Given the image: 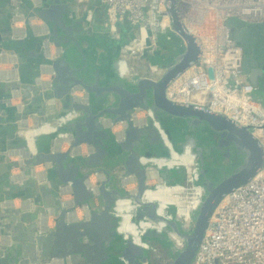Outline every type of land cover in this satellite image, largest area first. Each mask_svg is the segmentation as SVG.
<instances>
[{
    "label": "water",
    "instance_id": "obj_1",
    "mask_svg": "<svg viewBox=\"0 0 264 264\" xmlns=\"http://www.w3.org/2000/svg\"><path fill=\"white\" fill-rule=\"evenodd\" d=\"M179 1L169 0L171 28L179 44L174 46L162 40L156 52L143 55L148 61L159 59L157 67L163 74L158 80L138 78L134 90L125 86L116 66L126 44L125 37L133 40L134 34H127L128 28L133 29L130 26H120V33L128 27L126 34L122 31L114 41L109 28L106 32L97 31L72 7L70 0H21L23 8L19 15L25 21L34 19L41 23L43 30H35L28 23L24 34L16 35V16L4 11L5 3L0 5V64L12 54L19 72L11 80H0V138L15 135L18 122L44 123L40 118L45 106L59 100L64 115L78 114L66 130L73 140L71 146L64 152H38L23 165L30 171L41 166L53 168V178L71 187L75 210L92 208L95 199L91 190H98L103 202L101 211L92 209L83 221L76 222L75 210L62 208L50 185L36 186L27 181L21 190L1 196L0 228L10 245L0 246V264H41L48 259H62L67 264H149L148 245L133 236L127 237L121 260L111 256L118 238V225L111 218L116 204L113 198L132 180L143 181L144 185L148 177L179 181L178 170L163 168L151 173L155 168L148 162L166 158L184 130L200 129L196 146L212 161L216 160L211 157H217L221 171L201 182L205 196L193 216V231L184 235L185 249L171 264L194 263L219 204L259 174L264 165V149L248 128L220 114L174 104L166 97L169 86L197 64L200 57L198 40L182 23ZM36 31L42 34L37 36ZM235 39L244 49L248 81L257 88V95H264V24L244 26ZM104 47L108 51L102 53ZM47 73L53 77L50 82L44 80ZM75 93L83 96L75 97ZM136 110L148 116L142 126L130 123ZM106 117L130 123L123 142L103 127ZM42 139L48 140L50 146L55 135L39 137L36 151ZM82 146L89 149L86 158L73 154ZM159 147H164V151ZM120 165L124 170L121 181L115 172ZM95 176L102 181L93 187L90 180ZM46 178L50 180L47 175ZM12 200L31 201L36 207L49 210L56 220L55 228L40 233L29 210L3 208L5 202ZM149 209L148 218L134 216L133 221L139 225L147 221L155 224L156 204H149Z\"/></svg>",
    "mask_w": 264,
    "mask_h": 264
},
{
    "label": "built area",
    "instance_id": "obj_2",
    "mask_svg": "<svg viewBox=\"0 0 264 264\" xmlns=\"http://www.w3.org/2000/svg\"><path fill=\"white\" fill-rule=\"evenodd\" d=\"M3 3L14 16H18L22 6L21 0H0V5ZM70 3L77 12L85 13L84 17L94 28H104L97 21L100 8L104 11L107 19L106 27L112 35H119L120 26L133 28V40L120 50L116 62L123 81L124 76L130 73L126 68V58L143 56L146 53L153 54L159 49L165 36L173 34L169 0H70ZM178 10L183 25L199 42L200 57L197 64L186 70L169 86L167 99L177 105L192 106L223 115L232 122L248 128L264 149V95H257V88L248 81L244 71V49L237 44L229 26L230 21L236 19L246 24H242L243 26L264 24V0H180ZM165 41L171 44L169 39ZM210 71H212L211 75ZM131 75L133 79L129 89L134 90L138 78ZM74 96L79 97L77 93ZM57 101L54 99L47 106ZM48 111L53 113L55 117L53 121L36 125H29L27 122L17 123L15 136L22 139L23 146L0 151V166H8V159L13 163L12 158L15 154L23 150L28 152L30 135L34 139L32 157L37 154L35 142L41 136L56 135L51 145L55 150H63L64 147L67 149L71 146L73 140L66 130L77 120L78 114L61 115L55 107ZM147 119L145 112L136 110L130 123L142 126ZM102 122L103 127L110 130L119 142L125 140L130 123L114 122L109 117L104 118ZM199 131L198 128H190L180 132L172 145L171 153L166 158L149 163L155 168L151 173L163 168L178 170L179 181H172L162 176L156 179L148 177L143 188H128L120 191L117 205L130 207L136 196L128 195L126 201L129 204H123V195L128 193L137 195L144 192L148 204H156L158 220L169 224L177 223L183 235H190L194 224L193 218L188 217L190 207L186 208L185 204L192 196L197 200L201 199L202 203L205 195L201 182L221 171L220 165L202 154L196 146L200 138ZM179 135L183 138H179ZM87 153L89 154V149L86 146L73 152L81 158H86ZM35 169L28 171L22 163L18 168H14L12 176L30 177ZM90 182L93 187L97 186L92 179ZM58 184L60 204L62 208L70 210L75 203L72 189L70 186L61 185V182ZM91 191L94 199L100 197L97 194L98 190ZM15 201L20 202L24 207L28 206L29 211L37 212L40 222L52 218L49 210L45 208L37 210L31 205V201H7L3 204V208L8 209L9 203ZM118 209L111 214V218L118 225V238L110 254L121 260L128 237L125 234L127 227L125 218L127 219L128 215L125 210L118 211ZM76 211L77 209L73 213L75 214ZM130 222L136 224L133 217ZM141 225L150 228L154 224L147 221L146 224ZM162 244L163 246H160L157 241H150L147 244L150 250V264L154 263L153 258L156 257L157 264H171L180 253L174 251L171 240ZM9 245V238L0 228V246ZM41 264H67V262L62 259H48ZM193 264H264V165L259 174L248 184L225 197L219 204Z\"/></svg>",
    "mask_w": 264,
    "mask_h": 264
},
{
    "label": "crops",
    "instance_id": "obj_3",
    "mask_svg": "<svg viewBox=\"0 0 264 264\" xmlns=\"http://www.w3.org/2000/svg\"><path fill=\"white\" fill-rule=\"evenodd\" d=\"M6 10H8V7L4 9V11H6ZM21 10L22 9H20V11ZM17 15H19V14H17ZM33 27H34L35 30H42L43 29V25L41 23H39V22ZM103 27H104L103 31L106 32L105 26H103ZM128 27H124V29L122 31L124 32L125 29L128 28ZM95 29L99 30L97 28H95ZM122 31H121V33H122ZM128 31H129L127 33L128 35H131V34L133 35L134 34V30L133 29L131 31L128 28ZM36 32H37V34H36L37 36H40L42 34V32H39V31H36ZM129 33H131V34H129ZM120 34L118 35V37H114L109 32L110 37L114 41L119 39ZM16 35H18V34H16ZM103 49L104 50H103L102 53H105V52L108 51V49H106L105 47ZM9 71L12 72V74H7V72L9 73ZM18 73H19L18 72V65H17L13 55L12 54H8L7 60L3 64H0V80H4V81L11 80ZM52 79H53V77L51 76L50 73H47V74L44 75V80L45 81L50 82ZM77 95H79V97L83 96L82 93H77ZM84 98H87V95L85 93H84ZM53 107L56 108L58 113H60V114L62 113L64 115L62 103L58 100L55 104H52L50 106H47V105L45 106V109L42 112V116H41L40 120H43L44 122L53 121L54 120V115H53L52 112L48 111L50 108H53ZM30 123L33 124L32 121ZM17 146H23V141H22V139L18 140L17 137L14 135V133L12 135L11 134H7V135H5L4 138H0V151L5 150L6 148H8V149L17 148ZM65 148L66 147H64V149L62 150L63 152L66 150ZM48 150H50V152L58 151V150H55L53 147H51V144L49 146V141L48 140H46V139L40 140L39 141V150L36 151V153L41 152V151L47 152ZM23 152H24V150L21 153L14 155V157L12 158L13 163H10L9 162L10 160L8 159V166H0V197L3 196V195L6 196L9 192H12V191H15V190H21V188H23L24 184L27 183V181H30V182H33L36 186H39V185H41V186L42 185H50L52 188H54L56 190L57 202L61 206L60 200H59V197H58L59 184L56 181V178H53V175L51 173L54 170L53 168L44 167V166L36 167V169L34 170L33 174L30 177H26V178H24V176L17 177V178L15 176H12V171L14 170V168H18L20 166V164H22L24 161L33 158L32 155H31V151H28V152L26 151L24 153ZM26 153H28V154H26ZM27 169H29V168H27ZM28 171H30V169ZM16 172H18V170H16ZM115 172H118V170H116ZM46 175L49 177V179H50L49 181L46 178ZM41 177H43V179H41ZM92 180L95 181V183H98V182L100 183L102 181L101 179H98L97 176L93 177ZM140 182L139 181L136 182V181L132 180L130 182L132 184H129L127 186H129V188H138V186L141 185ZM125 186H126V184H125ZM124 200H127V199L124 198ZM124 200L122 199V201H124ZM116 201H119V199L115 200V202ZM98 203H100V201ZM31 205L34 206L37 210H40L41 208H44V207H36L34 204H31ZM116 205H117V203L115 204V206ZM8 206H9L8 208H16V209H20V210H28V206L24 207L18 201H15L13 203H9ZM121 206H123V205H121ZM117 208H116V210H117ZM128 208L131 209L132 207L130 206ZM30 213L33 216L34 220L37 221L38 230H39L40 233L48 232V231H50V230L55 228V225H56L55 218L52 217V218H50V220H48L46 222H40L39 219H38V213L37 212L30 211ZM75 214H76V216H75V220L74 221H76V222L77 221L81 222V221H83L86 218V216H88V215H84L81 207L77 209ZM145 222H146V220H145Z\"/></svg>",
    "mask_w": 264,
    "mask_h": 264
},
{
    "label": "bare ground",
    "instance_id": "obj_4",
    "mask_svg": "<svg viewBox=\"0 0 264 264\" xmlns=\"http://www.w3.org/2000/svg\"><path fill=\"white\" fill-rule=\"evenodd\" d=\"M39 0H35V2H38ZM30 24L32 27L35 26L38 22L35 21L34 19H31L29 21H25L24 17L20 14L18 16H16L15 20H14V26L16 28V34L18 35H23V29L25 28V26L27 24ZM43 30V29H42ZM133 79V76L130 73H127L124 76V82H125V86L127 88L131 87V81ZM33 136L30 135L29 136V144H28V151H32L33 150V146H34V139L32 138ZM179 138H183L181 135H179ZM28 154V153H26ZM41 179H43V177H41ZM128 195H135V199L133 198L132 202H131V209L128 208L125 210L126 215H128L126 220L127 223V227L125 230V234L128 236H135L143 241H151V242H158V244L160 246H163V242L164 241H168L171 240L172 241V246L174 247V251L176 253H179L183 250V248L185 249L184 246H186L185 242V236L182 234L181 228L179 227V225L177 223H166L162 220H156V223L153 225V227L148 228L147 226H143V225H139V224H134L133 222L131 223V219L134 216H139V217H145L148 218V210L149 209V204L145 198V193H139V194H132V193H128L123 195L122 199L124 200V198H126ZM113 198V196H112ZM120 198V193L117 191L114 195V200H117ZM204 199V198H203ZM100 201V203H98ZM123 204H129L126 200H124ZM103 207V202L101 201L100 198H95V200H93V206L92 208H87V207H83L81 208L84 215H88L90 214V211L93 209L95 211H101ZM80 208V207H78ZM77 208V209H78ZM141 208H143L141 210ZM73 210H75V208H73ZM73 216L70 215L69 219H72ZM179 229V230H178ZM160 239V240H159ZM171 245V243H169V246Z\"/></svg>",
    "mask_w": 264,
    "mask_h": 264
},
{
    "label": "rangeland",
    "instance_id": "obj_5",
    "mask_svg": "<svg viewBox=\"0 0 264 264\" xmlns=\"http://www.w3.org/2000/svg\"><path fill=\"white\" fill-rule=\"evenodd\" d=\"M23 8V6H21V9ZM79 13V12H78ZM83 14H85L84 12H82ZM80 14V13H79ZM81 15V14H80ZM244 23H241L240 21L236 20H231L229 23V26L231 28V32H232V36L235 38V35L238 33L239 30H241L244 26L242 25ZM241 26L240 28H237V26ZM246 25V24H244ZM100 31V30H97ZM120 34V33H119ZM114 37H118V35H113ZM169 39L170 43L173 45H177L178 43V37L173 33V34H169L167 36H165V40ZM100 52H102V49L99 50ZM100 54V53H99ZM168 59V58H166ZM159 61H157L156 59L154 60H146L143 58V56L141 55H135L129 58H126L125 64H126V68L128 69V71L133 74L134 76H137V78H147V79H151V80H158L161 75L163 74V71L158 69L157 67V63ZM122 168V165H121ZM117 175H119V177L117 176V178L121 181L122 177L124 176V170L123 168L117 172ZM140 186L142 187L144 186L143 181L140 182ZM125 188H129V186H125ZM126 190V189H125ZM120 192V191H119ZM201 204V199H196L195 196H192V198L190 199V201L185 204V207L187 208L188 206L190 207V211L188 213V217L189 219H192L198 206ZM116 208L118 207V211L119 210H125L127 209L129 206L127 205H123V206H119L116 205ZM115 207H114V212H115ZM173 209H171L172 211ZM83 218V217H82ZM150 241H146L145 243L148 244ZM149 248V247H148ZM173 248V247H171ZM150 253V250H149ZM154 259V263L153 264H157L156 260L158 259L153 258ZM150 264V263H149Z\"/></svg>",
    "mask_w": 264,
    "mask_h": 264
},
{
    "label": "trees",
    "instance_id": "obj_6",
    "mask_svg": "<svg viewBox=\"0 0 264 264\" xmlns=\"http://www.w3.org/2000/svg\"><path fill=\"white\" fill-rule=\"evenodd\" d=\"M83 16H85V14L83 15ZM97 21H98V23L100 24V25H102V26H105V29H107V27H106V24H107V19H106V16H105V14H104V11H103V9H98V15H97ZM241 26L239 25V26H237V28H240ZM99 30H101V31H103L104 30V28H102V29H99ZM129 37H127L126 36V42L128 43V42H130L129 41ZM125 42V43H126ZM126 43V44H127ZM157 61H160L159 59H156ZM159 149H160V151H164V147H159ZM166 150V149H165ZM116 209V208H115Z\"/></svg>",
    "mask_w": 264,
    "mask_h": 264
},
{
    "label": "flooded vegetation",
    "instance_id": "obj_7",
    "mask_svg": "<svg viewBox=\"0 0 264 264\" xmlns=\"http://www.w3.org/2000/svg\"><path fill=\"white\" fill-rule=\"evenodd\" d=\"M83 15H84V14L81 13V16H82V17H84ZM211 158H214V159L216 160V162L218 161V158H217V157H214V156H213V157H211ZM151 162H152V161L148 162V164L151 163ZM120 166H121V165H120ZM120 166L118 167L117 170L121 169Z\"/></svg>",
    "mask_w": 264,
    "mask_h": 264
}]
</instances>
